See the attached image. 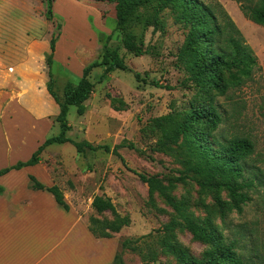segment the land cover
<instances>
[{
	"label": "rangeland",
	"instance_id": "rangeland-1",
	"mask_svg": "<svg viewBox=\"0 0 264 264\" xmlns=\"http://www.w3.org/2000/svg\"><path fill=\"white\" fill-rule=\"evenodd\" d=\"M199 1L224 9L257 61L250 79L225 96L213 97L224 122L208 138L211 144L213 139L221 142L233 136L254 143V153L242 170L243 178L253 180L254 187L247 192L251 201L240 210L231 207L225 189L212 187L218 177L197 173V161L188 148L180 139L171 143L161 131L164 117L181 122L190 109L209 104L182 65L186 29L169 8L153 3L139 9V18L129 21L126 30L144 52L138 57L122 46L123 32L115 27L112 3L53 0L48 7L47 0H1L12 20L24 21L29 16L33 24L26 33L43 52L36 64L46 85V60L52 55L53 91L60 100L64 84H76L82 69L100 58L106 37L125 61L127 71H115L100 84L97 78L102 69L92 70L89 78L94 90L84 104V114L79 116L73 106L67 114L70 140L108 147L109 151L77 153L70 144H53L41 153L38 165L26 169L46 187L57 186L87 225L90 217L108 223L115 219L110 212L96 214L91 208L95 196L108 198L117 215L129 220L128 226L111 234L121 264H178L165 241L201 264H208L211 256V247L192 238L165 196L157 191L150 194L140 175L157 180L190 221L215 230L224 244L234 243V252L243 264H264V28L248 21L231 0ZM48 9L53 12L51 18L46 15ZM57 113L53 101L38 124L22 127L23 136L29 131L28 158L41 145L43 135L59 134ZM3 127L0 124V132ZM114 148L118 156L112 152ZM219 202L225 204L223 209Z\"/></svg>",
	"mask_w": 264,
	"mask_h": 264
},
{
	"label": "trees",
	"instance_id": "trees-1",
	"mask_svg": "<svg viewBox=\"0 0 264 264\" xmlns=\"http://www.w3.org/2000/svg\"><path fill=\"white\" fill-rule=\"evenodd\" d=\"M112 3L115 6V27L123 32L122 46L134 56H142L144 52L135 44V36L126 30L129 21L136 17L137 11L153 3L162 9L169 8L176 16L179 23L186 29L184 46L180 53V59L185 70L189 74V80L195 88L207 98L209 104L201 109V106L190 109L185 113L181 122L173 120L170 116L163 118V136L176 143L179 139L197 161V173H204L218 177L212 187L223 188L228 192L230 205L236 210L249 203L250 197L247 192L254 187V181L243 178L242 170L245 161L254 153V143L246 137L233 136L224 141L214 140L209 142L211 131L218 128L224 121L213 105L214 96H225L229 89L241 86L250 79L254 67L257 65L252 49L246 44L241 32L236 27L224 9L216 4V8L206 5L199 0H92ZM239 5L243 16L251 23L264 28V0H256L250 5V0H231ZM48 7L53 5V0H47ZM218 13H217V12ZM48 17H52L51 9L46 11ZM48 68V83L46 91L58 107L55 123L59 126V134L47 138L31 154L28 160L17 162L15 165L0 170V176L13 170L34 167L41 161V153L53 144H70L77 153L85 150L96 151L108 147L92 146L88 142H74L67 137L70 125L67 121L69 107L76 108L79 116L84 114L85 102L92 95L94 83L90 81L92 70L100 68L102 74L97 78V84L103 82L106 76L115 71H127V66L118 49L109 46V37L102 42V53L97 61L84 67L81 77L76 84L65 83L62 88V100L53 91V79L51 76L52 55L46 60ZM139 79V74H135ZM203 106V104H202ZM208 128H205V125ZM112 152L118 156L116 148ZM148 186L149 193L154 191L165 196L167 204L178 213L186 229L192 238L211 247V256L208 264H243L234 252L235 244H224L215 230H207V227L193 223L183 214L169 198L164 188L153 178L139 176ZM29 188L32 191H43L52 195L55 203L64 211H69L63 195L57 186L46 187L29 176ZM3 189L0 188V194ZM218 206L223 209L225 204L219 202ZM91 208L96 214L110 212L115 219L108 223L95 217L88 220L90 233L101 239H110L111 234L118 233L123 227L128 226L127 218L117 215L115 206L108 198L95 196L91 202ZM127 246L126 243L123 244ZM166 248L176 259L178 264H201L177 246L165 241ZM132 249L136 250L134 246ZM113 264H121L119 256H114Z\"/></svg>",
	"mask_w": 264,
	"mask_h": 264
},
{
	"label": "crops",
	"instance_id": "crops-1",
	"mask_svg": "<svg viewBox=\"0 0 264 264\" xmlns=\"http://www.w3.org/2000/svg\"><path fill=\"white\" fill-rule=\"evenodd\" d=\"M5 10L0 0V170L29 159L22 127L38 124L53 103L37 66L43 52L26 33L33 23ZM26 169L0 176V264H113L116 241L94 237L73 208L66 212L47 192L29 190Z\"/></svg>",
	"mask_w": 264,
	"mask_h": 264
},
{
	"label": "built area",
	"instance_id": "built-area-1",
	"mask_svg": "<svg viewBox=\"0 0 264 264\" xmlns=\"http://www.w3.org/2000/svg\"><path fill=\"white\" fill-rule=\"evenodd\" d=\"M8 71H9V72H11L12 70H11V69H9Z\"/></svg>",
	"mask_w": 264,
	"mask_h": 264
}]
</instances>
